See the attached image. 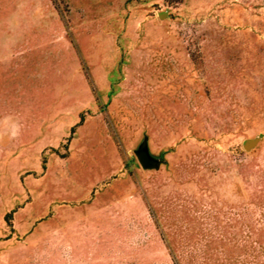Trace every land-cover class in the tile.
Returning a JSON list of instances; mask_svg holds the SVG:
<instances>
[{
    "label": "rangeland",
    "instance_id": "374dc122",
    "mask_svg": "<svg viewBox=\"0 0 264 264\" xmlns=\"http://www.w3.org/2000/svg\"><path fill=\"white\" fill-rule=\"evenodd\" d=\"M0 264H264V0H0Z\"/></svg>",
    "mask_w": 264,
    "mask_h": 264
},
{
    "label": "water",
    "instance_id": "95a60500",
    "mask_svg": "<svg viewBox=\"0 0 264 264\" xmlns=\"http://www.w3.org/2000/svg\"><path fill=\"white\" fill-rule=\"evenodd\" d=\"M262 137H256L255 139H248L243 143L246 150L255 149L259 143L262 141ZM137 159L141 164L142 168L145 170H159L161 166L165 163V160L161 157L155 156L149 147V137H144L143 141L139 145L138 149L135 151Z\"/></svg>",
    "mask_w": 264,
    "mask_h": 264
}]
</instances>
